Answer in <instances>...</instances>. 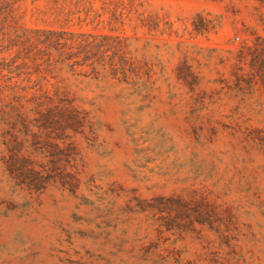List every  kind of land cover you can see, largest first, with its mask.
Listing matches in <instances>:
<instances>
[{
    "label": "rangeland",
    "instance_id": "1",
    "mask_svg": "<svg viewBox=\"0 0 264 264\" xmlns=\"http://www.w3.org/2000/svg\"><path fill=\"white\" fill-rule=\"evenodd\" d=\"M86 1L98 28H65L125 38L135 70L67 84L95 130L73 138L74 194L19 190L3 129L0 264H264V60L237 58L264 40V0Z\"/></svg>",
    "mask_w": 264,
    "mask_h": 264
},
{
    "label": "trees",
    "instance_id": "2",
    "mask_svg": "<svg viewBox=\"0 0 264 264\" xmlns=\"http://www.w3.org/2000/svg\"><path fill=\"white\" fill-rule=\"evenodd\" d=\"M41 3V7L35 6ZM25 0H0V145L3 129L12 139L7 164L15 186L39 196L48 189L74 194L79 186L75 136H94L92 105L77 98L67 86L125 79L135 70L126 39L111 34L67 28L89 20L101 24L86 0H31L30 17L46 18L42 27L23 23ZM92 14V16H91ZM83 15V19L81 16ZM91 17V18H90ZM56 26L57 28H54ZM249 57L251 67L264 60V40L243 47L237 58ZM264 74V62L259 64ZM33 138L26 149L15 134ZM63 158L66 167L48 171L40 158ZM3 162V158H0Z\"/></svg>",
    "mask_w": 264,
    "mask_h": 264
}]
</instances>
